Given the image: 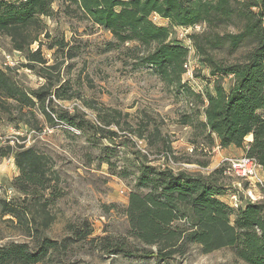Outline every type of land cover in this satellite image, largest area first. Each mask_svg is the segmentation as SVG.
Returning a JSON list of instances; mask_svg holds the SVG:
<instances>
[{"label":"rangeland","instance_id":"374dc122","mask_svg":"<svg viewBox=\"0 0 264 264\" xmlns=\"http://www.w3.org/2000/svg\"><path fill=\"white\" fill-rule=\"evenodd\" d=\"M53 8L51 17L41 18L44 31L29 51L15 50L11 37L0 34V69L27 93L43 90L53 95L60 89L66 98L53 95L47 101L55 127L39 110L21 112L12 102L7 112H0V149L35 148L51 158L54 172L53 190L26 197L12 185L20 175L14 153L0 157V198L15 205L22 217L20 222L5 216L0 206V248L15 243L34 248L38 238L59 243L62 248L41 264H243L229 248L205 255L193 246L164 262L157 256L140 257L155 249L128 238L124 211L129 195L141 192L136 181L140 167L148 164L206 177L224 168V158L242 155L211 145L197 127L204 122L203 106L142 67L136 52L128 49L131 44L109 51L112 34L61 1ZM154 21L170 28L173 41L190 48V70L183 80L187 88L197 94L212 91L207 79L214 78L197 59L190 39L202 29L174 27L161 18ZM39 51L40 63L32 60V53ZM10 55L14 64L6 67L5 56ZM231 83L232 78L226 79L225 88ZM62 114L75 116L81 129L60 121ZM187 119L194 125H185ZM192 146L197 148L194 152L189 150ZM215 179L224 195L238 181L224 173ZM104 238L141 251L134 257L111 255L103 250Z\"/></svg>","mask_w":264,"mask_h":264},{"label":"trees","instance_id":"16d2710c","mask_svg":"<svg viewBox=\"0 0 264 264\" xmlns=\"http://www.w3.org/2000/svg\"><path fill=\"white\" fill-rule=\"evenodd\" d=\"M56 1L112 34L109 51L131 44L128 49L136 52L142 67H149L168 87L197 99L204 116L197 127L211 145L243 149L264 167V0H0V34L11 37L15 50L29 51L44 31L41 18L53 15ZM153 16L174 27L202 29L190 39L197 59L214 78L207 79L212 91L197 94L187 88L183 80L190 48L173 41L170 28L156 24ZM40 55L41 51L32 53V60L40 63ZM228 78L232 83L226 89ZM53 95L66 100L60 89ZM53 95L43 90L27 93L0 69V112H7L12 102L21 112L39 110L55 127L47 106ZM59 120L81 129L75 116L62 114ZM184 124L192 126L194 121L187 119ZM13 153L20 171L13 188L26 197L53 190L49 156L32 147L0 149V157ZM225 170L205 177L148 164L140 167L136 181L141 192L129 195L124 210L130 226L128 238L155 249L140 257L157 256L164 262L198 246L205 255L229 248L243 264H264V203H251L237 211L230 208L215 179ZM0 206L3 215L22 221L15 205L0 198ZM27 231L29 236L34 232L28 226ZM103 241V250L111 255L134 257L141 251L109 238ZM36 243L34 248L28 243L2 246L0 264H41L62 248L47 238H38Z\"/></svg>","mask_w":264,"mask_h":264},{"label":"built area","instance_id":"2783aa9c","mask_svg":"<svg viewBox=\"0 0 264 264\" xmlns=\"http://www.w3.org/2000/svg\"><path fill=\"white\" fill-rule=\"evenodd\" d=\"M152 18L157 20L160 17L153 16ZM13 64L12 56H5L4 66L10 67ZM185 68L187 72L190 70V62ZM139 144H142V142H139ZM189 150L194 152L195 147L192 146ZM221 163L224 164L226 169L225 175L238 179L233 190H228V194L224 195L226 201H223L230 208L237 211L251 203H264V167L255 158L244 154L234 158L226 157Z\"/></svg>","mask_w":264,"mask_h":264},{"label":"crops","instance_id":"0c3cea01","mask_svg":"<svg viewBox=\"0 0 264 264\" xmlns=\"http://www.w3.org/2000/svg\"><path fill=\"white\" fill-rule=\"evenodd\" d=\"M252 138V137H251ZM227 149H230V150H235V151H240L241 155L244 154V150L243 149H240V148H236V147H229Z\"/></svg>","mask_w":264,"mask_h":264},{"label":"bare ground","instance_id":"6f19581e","mask_svg":"<svg viewBox=\"0 0 264 264\" xmlns=\"http://www.w3.org/2000/svg\"><path fill=\"white\" fill-rule=\"evenodd\" d=\"M251 138V137H250Z\"/></svg>","mask_w":264,"mask_h":264}]
</instances>
